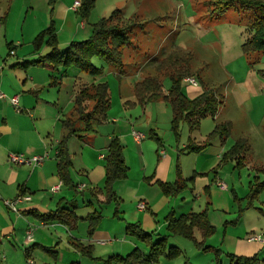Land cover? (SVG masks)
Listing matches in <instances>:
<instances>
[{
  "label": "crops",
  "instance_id": "crops-1",
  "mask_svg": "<svg viewBox=\"0 0 264 264\" xmlns=\"http://www.w3.org/2000/svg\"><path fill=\"white\" fill-rule=\"evenodd\" d=\"M48 1L23 0L24 4L29 2V9L35 10L34 3L38 5L40 2H44L47 7H43L44 14L40 16L39 23L29 14L36 15V12L27 11L21 24V35L17 30L19 19L16 25L12 23L15 13L11 0L0 15V91L6 95L5 99H0V249H4L8 256L18 249L26 254L29 249L28 257L25 258L31 264L35 262L30 256H35L42 264H105V260L125 258L135 249L148 253L149 248L145 243L127 235V224L138 225L156 242L169 235L167 218L171 213L178 218L207 210L209 222L215 228L214 234L206 240V245L212 250L203 252L188 239L169 237L168 245L179 248L182 254L172 260L163 256L157 264H237L236 258L255 256L259 264H264V244L250 240L254 234L264 238V191L258 197V205L244 213L241 210L245 208L242 205L247 195L236 191L235 186L239 181L245 191L243 182L251 185L253 177L258 178L259 182L264 179V173L254 169L264 170V81L259 77L253 80V86H259L258 91H250L241 87L247 79L237 78L236 72L230 73L228 70L227 73L224 70L228 76L227 91L224 92L225 97L222 95L223 110L212 118L216 123L204 127L206 119L202 120L198 130H185L183 125L187 124H183L179 144L175 143L170 129L172 112L167 103L164 102L162 107L156 104L162 113L153 115L147 124L149 134L145 135L136 129V122L141 121L142 117L139 119L135 115V121H131L132 113H136L140 107H124L126 101L134 98V84L145 75L136 74L128 82L131 93L125 101L121 99L117 86L119 115L112 112L115 98L113 86L110 85L112 107L108 119L99 125L100 135H89L83 140L72 137L68 142L71 156L68 176L73 185L62 183L57 192L52 191L53 186L62 182L57 157L58 142L65 134L62 118L73 107L80 84H90L92 80L82 83L81 75L84 74L78 71L75 80L67 79L66 82L70 69L56 71L48 64L26 68L14 65L33 62L47 53L48 48L34 53L30 45H24L26 35L30 34L29 40H32L47 29L51 21L56 25L59 47L64 45L65 49L72 41L87 39L92 33V26L90 19L72 16L76 13V0L62 1L56 8L54 5L52 15ZM6 15V20L2 21ZM4 41L7 52L2 48ZM10 44L15 47L14 55L10 53ZM27 47L28 50L25 49ZM24 50L27 53L22 59ZM232 63L228 62L227 68ZM52 77H62L60 84L55 85ZM53 82L54 85H50ZM165 84L166 81L163 86L167 92L170 85L165 87ZM203 88L200 84L193 86L183 80V91L191 99L197 97ZM13 96H18L21 112H17L11 104L10 98ZM230 101L235 105L234 116L243 114V122L249 127L236 139L232 138L231 131L225 143L217 141L201 153H188L186 146L190 140L203 142L217 124L224 123L223 120L233 125L235 119L230 114H233ZM151 131L161 143L150 137ZM133 132L141 133L143 137L137 139ZM114 136L124 146L129 171L125 180L114 185V196L109 200L105 192L104 159ZM243 138L248 140L250 146L249 152L244 155L243 165L236 168V160L220 163L223 154ZM11 153L26 157L48 154L49 157L38 166L15 165L9 160ZM195 174L197 177L194 182L176 197L165 196L158 185V182L174 183L179 177L188 180ZM219 183L225 184L226 189H220ZM18 196H26L30 200L18 203L17 210L6 205V201L14 202ZM141 203H145V209L139 207ZM60 205L79 218L73 229L59 222L44 223L37 217V214L54 211ZM95 212L102 219L91 235L87 218ZM194 235L200 242L201 232L196 229ZM81 246L90 247V254H82ZM113 264L121 262L115 260Z\"/></svg>",
  "mask_w": 264,
  "mask_h": 264
},
{
  "label": "trees",
  "instance_id": "trees-1",
  "mask_svg": "<svg viewBox=\"0 0 264 264\" xmlns=\"http://www.w3.org/2000/svg\"><path fill=\"white\" fill-rule=\"evenodd\" d=\"M94 3L95 0H81V5L76 10L77 18L88 20L94 8ZM212 4L214 6L210 10L212 14L224 13L233 4L257 11V17L251 25L253 34L242 43L241 48L246 58L252 53H264V0H219ZM50 14H53L52 8ZM6 18L7 15L2 21H5ZM134 21L132 18L124 21L122 12L115 10L109 18L103 17L92 25V33L87 39L72 41L64 52H61L59 49L56 25L54 21H51L49 27L42 30L32 42L34 53H38L43 45L48 48V52L43 56H39L33 62L14 65L26 68L48 64L56 71L75 68L80 73L90 76L92 80L90 84H80L74 98L72 112L70 111V115L62 120L61 123L65 134L58 142L57 157L59 159V176L63 184H72L68 176V168L71 166V156L68 152L69 140L72 137L83 140L89 135L97 133L98 126L108 119L112 107L109 84L102 80H97V77L102 75L103 68L93 66L91 61L95 57L99 58L120 74L125 75L123 52L130 46L128 36L135 26ZM14 48L12 44L9 45L10 53L14 51ZM192 62L193 55L191 52L180 48L173 49L165 57L157 61V65H154V71L151 75L144 77L134 84L133 100L124 103L126 109H134L136 107H145L147 104L153 102H166L172 112L170 129L176 144H179L181 141V126L183 124H187L191 130H198L201 121L209 117L214 118L218 113L219 107L223 104V97L211 88L204 87L203 91L194 99L189 98L184 93L183 80L187 78L196 79L197 76V71L193 69ZM260 75L264 77V72H261ZM62 77H52L53 81L55 80V85L60 84ZM166 79L170 80V87L167 92L164 91L163 86ZM50 85H54V82ZM231 131L232 125L230 122L217 124L203 142L196 143L190 140L186 146V151L190 154H198L217 141L225 143ZM151 133L150 137L161 143L158 136L153 131ZM249 150L248 140L246 138L239 139L229 151L223 154L220 163L236 160V168H239L243 165L244 155ZM104 160L105 192L110 200L114 196V185L117 182L125 180L129 171L125 161L124 146L119 138L115 136L112 138ZM258 172L264 173V170L259 169ZM196 177L197 174L188 180L179 177L174 183L158 182V185L165 196L176 197L188 189L189 184L194 182ZM73 187L76 188L75 185ZM263 190L264 182H259L258 178H254L246 200L249 203L253 202L258 199ZM236 200L241 202L237 198ZM37 217L44 223L59 222L70 229L76 227L79 221L74 212L63 208L61 205L54 211L37 214ZM101 219L102 216L96 212L88 216L87 221L89 222L91 235L97 229ZM167 220L169 221V235L156 242H153L150 235L143 232L138 225L127 224V235L145 243L149 248L148 253L144 254L139 249H135L125 258H111L105 264H112L115 260L121 262V264H157L159 258L163 256L169 260L175 259L181 256L182 252L179 248L168 245L169 237L174 236L190 240L200 251L207 252L212 250L211 247L206 245V240L214 234L215 228L209 222L207 210L200 213L181 215L178 218L171 213ZM196 229L201 232L202 238L200 242L197 241L194 235ZM89 248L81 246L80 251L82 254L88 255L90 254ZM29 251L28 249L25 254L26 257H28ZM45 251L50 253L48 249H45ZM236 261L237 264H259L256 256L252 258L239 257L236 258Z\"/></svg>",
  "mask_w": 264,
  "mask_h": 264
},
{
  "label": "rangeland",
  "instance_id": "rangeland-1",
  "mask_svg": "<svg viewBox=\"0 0 264 264\" xmlns=\"http://www.w3.org/2000/svg\"><path fill=\"white\" fill-rule=\"evenodd\" d=\"M8 1L9 0H0V15L2 14V10L6 9ZM62 1L68 2V0H49L48 4L50 8H53L54 5L56 8ZM79 1L81 2V0ZM217 1L219 0H95L94 8L88 17V19H90V27L103 17L109 18L115 10H120L122 12L124 21L131 18L135 20L133 22L135 23V26L132 28L128 36L130 46L123 52V62L126 70L125 75L120 74L117 70L99 58L95 57L91 61L93 66L103 68L102 75L97 77V80L107 82L110 90V85L113 86V94L115 98L112 107L113 114L119 115L118 112H120L116 103V98L119 97V95H117V86L119 85L121 99L123 101L129 99L131 90L128 82L131 81L136 74L140 75V73H142L145 75L144 77L151 75L154 71V69H151L152 66L157 65L159 59L165 57L173 49L177 48L192 53V66L193 69L197 71L196 80L201 86L211 88L219 95L225 97L226 95L224 92L227 91L225 88L227 84L226 81L228 80L225 71L229 70L230 73L236 72L237 78L247 79V81H244L241 84V87L250 91H258L259 86L254 87L253 80H256V77H259L264 81V77L260 75L261 72H264V53H252L246 58L241 48L242 43L249 39L253 34L251 25L257 17V11L254 9L242 8L237 4H233L224 13L212 14L210 11L211 8L214 7L212 3ZM11 3L15 13H13L12 23L13 25H16V20L19 19V25H17L19 35L22 33L21 24L26 17L27 11L30 10V12H36V15L35 13L29 14L32 18L35 17V22L39 23L41 21L40 16L44 14L43 7H47L44 2H40L38 5L37 3H34L35 10L32 8L29 9V2L24 4L23 0H11ZM72 16L77 17L76 13H73ZM18 33L15 31V34L18 35ZM29 37H31L30 34L26 35L27 40H25L24 46L26 47L27 45H30L31 50H34L32 42L36 36L32 40H29ZM2 48L4 49V52H7L5 41L3 42ZM46 48L47 47L43 45L39 52ZM59 48L61 52L65 51L64 45ZM25 49L28 50V47ZM26 53V50H24L21 55L22 59H25L23 58V55ZM232 61L234 62L232 63L233 65L227 68L226 64ZM148 70H150L149 74H147ZM229 71L227 73H229ZM77 74V69L70 68L68 77L65 79L66 82H68L67 79H71L72 81L75 80V75ZM89 80H91L90 76L81 75L82 83ZM120 81L121 84H119ZM165 81V87H168L170 85V80L166 79L164 82ZM79 83L80 82L77 83V86ZM228 96L229 93L227 94V97ZM160 102H153V105L149 103L147 104L148 106L146 105L147 110L145 107H140L136 113H132L133 117L131 118V121H135V115H137L136 117L139 119L142 117L141 121L136 122V129L142 132V134L145 135L148 133L147 124L150 123L153 115L156 113H162L157 105L162 107L165 104L164 101L162 103ZM232 102L233 101H230L229 105L230 110L233 109V114L229 113L231 114V117L235 119L233 120L234 122L232 125V138L236 139L241 135V132L249 126L243 122V114H237L236 117L234 116L235 105H232ZM223 106L224 103L219 107L218 112L223 110ZM72 108L64 114L62 118L63 120L70 115L69 113L72 112ZM223 121L224 123L226 122L225 120ZM161 123L163 122L161 121ZM215 123L214 119L206 118L203 126L205 127L208 124L212 126ZM183 128L185 130L190 129L188 125H183ZM98 129L97 133L91 135H100V126H98ZM184 134L186 135V131ZM236 172L238 173L237 170ZM263 181L264 179L260 180V182ZM253 182L254 177L252 179V183ZM242 185H244L246 190H242V186H240L239 181H237L235 185L236 191L243 196H246L250 192V185H247L246 182H243ZM257 200L258 199L251 203L246 200L244 205H242L243 207H246L243 209V212L246 213V211H248L247 209L252 207L255 208V205H258ZM130 239L133 240L132 238ZM30 259L35 262L33 264H42L35 256H30ZM106 261L107 260H105V262ZM0 264L31 263L25 258L24 252L20 249L16 252L12 251L9 256L4 249H0Z\"/></svg>",
  "mask_w": 264,
  "mask_h": 264
},
{
  "label": "built area",
  "instance_id": "built-area-1",
  "mask_svg": "<svg viewBox=\"0 0 264 264\" xmlns=\"http://www.w3.org/2000/svg\"><path fill=\"white\" fill-rule=\"evenodd\" d=\"M81 5V2L79 0H76L74 2V9H76L77 7H79ZM11 55H14V51H11ZM187 83H189L190 85L193 86H198V82L196 81V79L194 78H187L185 79ZM6 95L0 91V99H5ZM10 102L11 104L16 108L17 112H21V109L19 107V101H18V96H13L10 98ZM133 134L135 135V137L137 139H141L143 137V135L141 133H137V132H133ZM49 157L48 154H44L42 156H32V157H26L22 154H18V153H11L9 155V160L12 164L15 165H28V166H38L41 165L47 158ZM62 186V182H60L59 184H57L56 186L52 187V191L53 192H57L60 187ZM219 188L222 190L226 189V185L225 184H221L219 183ZM30 200L29 197L26 196H18L16 198V200H14V202H10V201H6V205L10 208H12L13 210H17V204L23 201H28ZM139 207L142 209L146 208L145 203H141L139 204ZM31 237V233H29V238ZM251 241H257L260 243L264 244V238L261 235H253L250 237Z\"/></svg>",
  "mask_w": 264,
  "mask_h": 264
}]
</instances>
